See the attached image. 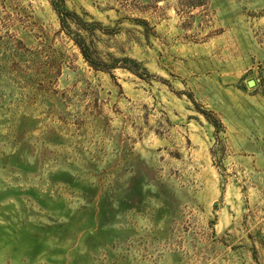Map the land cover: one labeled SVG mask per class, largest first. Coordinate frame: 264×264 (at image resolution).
<instances>
[{
	"label": "rangeland",
	"instance_id": "1",
	"mask_svg": "<svg viewBox=\"0 0 264 264\" xmlns=\"http://www.w3.org/2000/svg\"><path fill=\"white\" fill-rule=\"evenodd\" d=\"M60 4L0 0V264H264V0Z\"/></svg>",
	"mask_w": 264,
	"mask_h": 264
},
{
	"label": "trees",
	"instance_id": "2",
	"mask_svg": "<svg viewBox=\"0 0 264 264\" xmlns=\"http://www.w3.org/2000/svg\"><path fill=\"white\" fill-rule=\"evenodd\" d=\"M61 1H63V0H52V3H53V6L55 7V9L58 11L59 16L61 17V22H62L63 27H66V21L67 20L65 18V15L68 12H67V10L64 9V4H60ZM76 41L81 46V49L83 51L85 58L91 63V65L95 66L96 68H100V67L104 68L103 66H99V64H97V62H95L94 60H92V58H90V56L87 52V49L85 48L84 44H82V42L80 40H76Z\"/></svg>",
	"mask_w": 264,
	"mask_h": 264
},
{
	"label": "water",
	"instance_id": "3",
	"mask_svg": "<svg viewBox=\"0 0 264 264\" xmlns=\"http://www.w3.org/2000/svg\"><path fill=\"white\" fill-rule=\"evenodd\" d=\"M255 84V81H250L249 86H253Z\"/></svg>",
	"mask_w": 264,
	"mask_h": 264
}]
</instances>
